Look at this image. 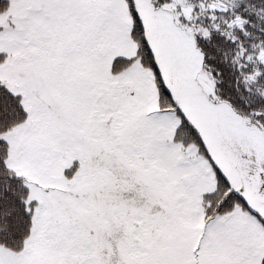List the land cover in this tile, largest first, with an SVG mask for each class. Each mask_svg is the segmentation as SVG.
<instances>
[{"label":"snow or ice","instance_id":"snow-or-ice-1","mask_svg":"<svg viewBox=\"0 0 264 264\" xmlns=\"http://www.w3.org/2000/svg\"><path fill=\"white\" fill-rule=\"evenodd\" d=\"M0 264H264V0H0Z\"/></svg>","mask_w":264,"mask_h":264}]
</instances>
